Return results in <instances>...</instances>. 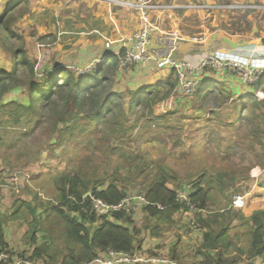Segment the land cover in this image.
I'll return each instance as SVG.
<instances>
[{
	"label": "rangeland",
	"instance_id": "374dc122",
	"mask_svg": "<svg viewBox=\"0 0 264 264\" xmlns=\"http://www.w3.org/2000/svg\"><path fill=\"white\" fill-rule=\"evenodd\" d=\"M215 3H206L203 7L210 9L204 10V14H191L189 18L194 23L198 21L205 25L203 28L217 27L219 18L225 15H219L218 10H214ZM170 4L178 7L165 9L166 12H174L182 7L194 8L180 3ZM25 9L13 10L10 15L12 19L0 27V61L4 60L3 52L9 53L11 58V65L2 66V69L16 75L4 86L0 82V105L11 100L29 104L27 86L40 84L53 67H65L74 77H95L99 82L95 89L96 97L108 96L112 92H119L121 96L113 95L112 111L100 130H92L94 123L89 124L92 109L89 101H86L83 109H74L80 116L72 121H60L67 117L63 113L69 110L65 107L69 106V97L74 95V87L56 89L50 102L41 103L38 100L37 114H28L18 126H14V118L0 111V214L4 218L5 239L9 248L5 251L14 259L25 258L33 264H65L77 260L79 246L66 238L63 223L52 210L60 203L59 177L62 174H76L89 188L95 183L114 181L125 187L120 203L134 195L145 196V189L163 171L171 176L166 182L167 186L177 190L179 195H184L179 193L183 187L190 188L195 182L200 184L207 191L208 208L194 209L192 212L188 210L190 213L184 214L180 209L176 213V210H166L164 206L151 216L143 205L133 203L128 209L122 207L124 214H130L131 227L136 228V239L141 242L136 252L174 257L180 264H201L202 258L197 251L203 233L210 228H203L202 223L197 221L196 216L200 214L203 219H216L211 227L219 228L221 222H227L226 238L230 247L225 254L228 259L236 258V264H264V253L256 257L249 253L251 216L257 210L264 211L262 94L255 92L248 95V101L244 103L240 102L244 98L242 95H234L232 99L224 97V100L221 97V101L226 103L217 105L218 95L221 94L218 91L213 93L217 97L207 94L205 99L199 98L198 89L191 96L181 94L176 88L175 73L172 86L162 85L163 88L158 83L135 90H117L115 83L130 80L127 75L139 64L118 70L116 65H110L112 58L94 55L106 49V41L94 43L87 33H82L84 26L69 25L68 22L60 24L54 15L47 20L46 24L50 25L44 31L49 30L47 34L50 35L39 38L37 24L27 23L23 19L21 25L14 19ZM116 10L113 9L114 12ZM27 13L22 16L27 17ZM235 13L228 14L226 18H231ZM238 18L241 22L217 29H221L227 38L234 39L240 35L245 42L240 49L246 55L252 52L258 54L259 42H253L248 52L249 40L252 39L251 26L253 22L258 25L256 18L263 24L264 16H255L251 22L249 18ZM188 25L194 27L192 23ZM9 31L24 38V51H20L19 57L23 55L32 62V71L23 67L14 68L13 52L21 50L22 40L13 39L15 36H11ZM56 33L64 39H59ZM259 33L254 32L253 37L260 36ZM205 34L209 35L210 32L206 31ZM219 43L214 41L213 46ZM94 44L99 51L91 52ZM210 56L213 54L197 63L187 62L197 68ZM202 72H219L231 78L240 77L242 81L241 76L244 75L243 71H237L225 63L213 67L210 61L191 75L200 79ZM262 74L264 71L256 72L258 79ZM61 76H65V73L62 72ZM61 76L57 75L58 82H61ZM250 82L244 83L257 86L254 78ZM219 83L224 86V81ZM256 90H262V87H256ZM139 91H143L140 96ZM138 98L142 103L137 104ZM229 107L239 110L237 115L234 112L236 117L232 121H228L226 114L218 115ZM238 194L243 195L245 200L241 209L232 206L233 198ZM152 204L160 205L159 202ZM90 211L101 216L94 209L90 208ZM162 247L166 250H160ZM34 248L40 252L35 259L29 257Z\"/></svg>",
	"mask_w": 264,
	"mask_h": 264
},
{
	"label": "trees",
	"instance_id": "16d2710c",
	"mask_svg": "<svg viewBox=\"0 0 264 264\" xmlns=\"http://www.w3.org/2000/svg\"><path fill=\"white\" fill-rule=\"evenodd\" d=\"M226 2V3H225ZM221 1L217 3H235L234 1ZM242 4L248 5L252 2H241ZM258 5L259 3H253ZM183 10V9H182ZM248 10L263 11L261 8H248V7H238L233 9H222L218 11L224 12H236V13H246ZM8 11V10H7ZM12 17L6 12L0 16V27L9 21ZM8 31V29H7ZM11 36H15L13 39L22 40V48L16 49L13 52V64L16 70L18 67L27 68V70L32 71V62L28 61L26 57L21 55L19 57L20 51H24V38L16 36V33L9 31ZM48 36L50 34H47ZM46 37V34L39 35V38ZM40 46H43L40 44ZM107 58L111 59L110 65L117 66L118 56L116 54L108 55ZM12 64V70H13ZM101 69V68H99ZM100 71V70H98ZM64 72L65 76H61ZM67 73V74H66ZM57 75L62 77L61 82H58ZM95 75V74H93ZM97 76V75H95ZM16 75L6 70H0V82L6 85V83L14 80ZM264 79V74L257 80V85L260 84ZM176 80V79H175ZM169 86H172L174 81L172 78L165 81ZM99 86V82H96V78L91 76L86 77H74L71 71H68L65 67H53L50 69L45 76V79L40 84H30L27 86V92L29 94V104H24L17 102L16 100H11L7 104L0 105V111L14 118V126H18V123H22L23 118H27L28 114H37V101L40 100L41 103L50 102L51 97L54 95L56 89L73 88L75 89L74 95L69 97V106L64 111L67 117L61 118L60 121L70 120L72 121L74 117L80 116L78 112L74 109H83L85 107L86 101H89V106H92L89 118V124L94 123L92 130H100L105 124L104 121L107 119V115L112 111L111 106L114 104L112 98L113 95L121 96L119 92H112V94L101 95L96 97L95 89ZM255 87V86H254ZM16 89V88H15ZM84 92V93H83ZM86 92V93H85ZM150 93V92H149ZM148 93V94H149ZM138 103H142L140 98H138ZM58 105L59 103L56 102ZM68 103V101H66ZM95 105V106H94ZM94 106V108H93ZM11 112H9V110ZM62 117V116H60ZM95 121V122H93ZM104 123V124H103ZM84 130L89 131L86 127ZM171 176L162 171L154 181L150 184L147 189H145V199L148 204L143 205L145 211L154 216L157 214L160 208L158 205L152 203H160L166 210L184 211V214L190 213L194 209L204 210L208 208V196L207 191L197 182L192 184V187H181L179 193L184 194L188 197L189 203L184 199L176 200L177 190L167 186V180ZM60 183V195L58 205L52 207V210L59 217L60 221L63 223L65 228V236L68 240L79 246L80 255L77 260L70 261L65 264H84L95 259L98 255L108 249H114L118 252H124L128 254H133L138 250L137 248L141 245V242L136 239L137 230L134 226L131 227V216L130 214H124L123 210L114 211L108 216H96L93 211L89 212V209L93 210L90 197L88 195L84 196L86 193L92 194L94 197L101 199L107 203H118L120 199L124 196V186H120L114 181H108L107 184H93L91 188L84 184L80 177L76 174H62L59 177ZM83 184L82 188L80 186ZM90 189V191L88 190ZM190 204L192 206H190ZM153 205V206H152ZM142 206V205H139ZM165 206V207H164ZM193 207V208H192ZM234 208V207H233ZM243 208V207H242ZM241 209V208H235ZM86 210V211H85ZM180 212V211H179ZM180 215V214H179ZM197 221L202 223L203 228H210L205 231L202 235L200 248L197 251V255H200L201 264H236V258L232 260L226 257L225 251L230 247V243L227 240V222L223 221L219 225V228L211 227V224L216 223V219L209 218L203 219L200 214L197 216ZM215 228V229H213ZM250 247L249 253L251 256H261L264 253V211H255L250 220ZM143 242V241H142ZM9 250L8 243L5 239L4 230V218L0 214V251ZM40 252L37 248H34L29 257H38ZM175 259L174 257H172ZM176 260V259H175Z\"/></svg>",
	"mask_w": 264,
	"mask_h": 264
},
{
	"label": "crops",
	"instance_id": "0c3cea01",
	"mask_svg": "<svg viewBox=\"0 0 264 264\" xmlns=\"http://www.w3.org/2000/svg\"><path fill=\"white\" fill-rule=\"evenodd\" d=\"M28 1V2H26ZM152 2H166V3H210V1L221 2L225 0H149ZM238 2H252L259 3L261 9H264V0H226ZM25 7L19 17H15L16 22L18 21L22 25V20L25 19L27 23L37 24V28L40 29L39 35H44V31L47 29V20H50L52 15L56 22L63 24L68 22L69 25H80L84 26L82 33L89 35V40L94 43L102 40L109 43V47L103 48L100 53L94 55L108 59L107 56L111 54H122L126 40L131 33L138 29L141 25L139 20L138 12L124 8L115 7L103 2L92 1V0H0V16L6 12L8 15H12L13 10L21 9ZM113 9H117L115 12ZM8 10V11H7ZM25 12L27 17L22 16ZM219 15H225L218 20L217 27L215 28H203L201 23L198 21H192L189 15L204 14V11L178 9L174 12L166 11H155L150 14L152 23V32L150 34V48L157 50L159 55H166L169 53L171 58L177 61H192L194 63L199 62L202 58L209 54H220L223 57H231L234 59L245 58L249 62L260 66L264 69V21L261 23L260 19L256 18V23H252V32L250 33L251 40H249L250 47L248 52L251 50L253 42H259V53H248L240 49L241 44H245L240 35H237L234 39L227 38L222 33L221 29L227 24L230 25L235 22H241L238 17H244L245 20L249 18L250 22L255 16H264L263 11L248 10V12H240L233 14L231 18H226L228 14L224 11H217ZM28 18V19H27ZM33 18V20H29ZM13 19V20H14ZM70 19V21L68 20ZM237 19V20H236ZM244 20V21H245ZM12 21V20H11ZM232 21V22H231ZM54 22V20H53ZM182 22L187 23L186 26ZM192 23L194 27L188 25ZM88 25V28H87ZM261 26V27H260ZM204 29L209 31L210 34H205ZM260 31V36H254V32ZM48 32L45 34L47 35ZM201 34L204 36L199 37ZM59 39H64L56 33ZM242 35V34H241ZM214 41L220 42L218 46H213ZM61 42V41H60ZM105 42V43H106ZM104 43V44H105ZM91 44V42H90ZM105 47V45H104ZM230 47V48H229ZM246 49V48H245ZM1 51V49H0ZM92 51H99V47L94 44ZM2 52V51H1ZM4 60L0 61V70L2 66H10V54L3 52ZM154 64L149 67L137 65L133 68L129 75L130 80H118L115 85L116 89L120 91L124 90H135L140 87L146 88L148 85H154L161 83L162 85H168L165 81L173 78L174 71L167 65H156ZM119 75H117L118 77ZM120 78V76L118 77ZM175 81V80H174ZM220 81H224V86L220 84ZM222 86V87H220ZM163 87V86H162ZM256 87L262 90H256ZM164 88V87H163ZM214 91L221 93L218 95L219 102L217 105L225 104L226 102L221 101L228 97L232 99L234 95H242L244 97L240 102L244 103L248 101V95L261 93L260 97L264 106V79L257 86H247L241 78H231L230 76H223L222 73L217 72L216 74H210L208 72H202L200 83L198 87V96L200 99H205L207 94H213ZM143 91H139V96ZM214 95V94H213ZM213 97H217L215 94ZM228 99V100H229ZM245 100V101H244ZM177 103H180L179 101ZM238 107V105H236ZM219 109V108H218ZM264 109V108H263ZM219 111V110H217ZM238 114V109L226 108V112L220 111L218 115H224L228 117V121H232ZM199 116L204 115L198 113ZM161 225L160 222H158ZM143 244V243H142ZM145 247L144 244L142 248ZM160 250H166L162 247ZM136 254H146L135 252Z\"/></svg>",
	"mask_w": 264,
	"mask_h": 264
},
{
	"label": "built area",
	"instance_id": "2783aa9c",
	"mask_svg": "<svg viewBox=\"0 0 264 264\" xmlns=\"http://www.w3.org/2000/svg\"><path fill=\"white\" fill-rule=\"evenodd\" d=\"M103 2L107 4H111L116 7H124L128 9H135L140 17L141 25L138 29L134 30L131 35L126 40V44L124 46V50L122 55L118 58L117 69H127L128 66L137 63L139 65L151 64L154 62L156 65H167L169 66L175 73L176 77V88L177 90L185 95L191 96L195 93V91L199 87L200 79L196 78V76H192V72H196L199 68L202 67L208 61L211 62L213 67L223 66V63L235 68L237 71H243L244 75L241 76L244 82L251 83L252 78L257 81L258 77L256 76V72L259 70L262 72L260 66L249 62L245 58L234 59L227 56H222L220 54H215L210 56L207 60H205L199 67L192 66L187 61H177L171 58L168 54L159 55L157 50L150 48V34L152 32V23L150 14L155 11H165V9L169 10L171 8H175L178 6H174L176 4H162L161 2H152L149 0H92ZM214 10H222V9H233V8H260V5H256L253 3H248V5L242 3H215ZM185 5H189L190 7L194 6V8L182 7L176 8L178 9H188V10H198L204 11L210 8L203 7L206 3L202 2H194L187 3ZM105 47H109V43H105ZM88 195L90 197V201L92 203L94 211L99 215H106L114 211L122 210V207L128 209L130 204L135 203L136 205H145L148 201L141 194L134 195L131 197H127L122 200L120 203H106L101 199L94 197L90 193H86L83 195ZM184 199L187 203H189V199L185 195L176 194V200ZM123 204V205H122ZM245 205V200L243 195L238 194L234 196L232 206L234 208H242ZM190 206H192L190 204ZM158 208L162 209L161 205H158ZM0 264H33L32 261L25 258H12L8 252L0 251ZM84 264H180L177 260L166 257V256H149L148 254H128L124 252H118L114 249L108 248L106 249L102 255H98L95 259L90 262H86Z\"/></svg>",
	"mask_w": 264,
	"mask_h": 264
}]
</instances>
